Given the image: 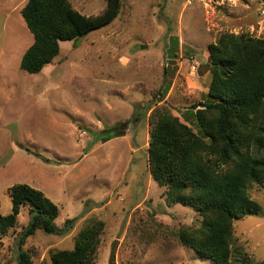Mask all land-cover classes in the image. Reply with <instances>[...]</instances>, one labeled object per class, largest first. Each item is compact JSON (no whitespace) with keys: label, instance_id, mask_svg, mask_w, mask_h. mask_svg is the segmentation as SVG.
I'll return each mask as SVG.
<instances>
[{"label":"rangeland","instance_id":"obj_1","mask_svg":"<svg viewBox=\"0 0 264 264\" xmlns=\"http://www.w3.org/2000/svg\"><path fill=\"white\" fill-rule=\"evenodd\" d=\"M69 1L86 16L107 7L106 0ZM27 2L0 0V213L12 212L10 188L27 184L58 206L60 229L77 219L66 235L38 231L27 240L34 264H52V254L73 249L76 236L97 223L104 226L93 264H214L179 241L178 232L200 227L202 217L170 204L168 189L154 181L151 118L166 107L202 135L189 113L208 101V46L226 33L264 41V0L212 9L187 0H123L116 20L61 43L60 54L34 75L20 68L34 43L22 17ZM108 134L116 137L101 143ZM249 192L261 212L234 222L239 264L244 255L264 261V185ZM29 213L23 207L0 237V264H17Z\"/></svg>","mask_w":264,"mask_h":264},{"label":"trees","instance_id":"obj_2","mask_svg":"<svg viewBox=\"0 0 264 264\" xmlns=\"http://www.w3.org/2000/svg\"><path fill=\"white\" fill-rule=\"evenodd\" d=\"M106 2L103 13L86 16L69 0H28L22 17L34 43L21 59V70L40 74L60 54L61 43L110 25L120 15L123 0ZM178 42L175 37L173 43L178 46ZM207 54L208 101L193 105L195 112L189 113L202 135L166 107L158 108L151 118L149 169L154 181L168 189L170 204L192 207L202 217L200 227L178 232L179 241L202 260L239 264L232 249L234 222L261 212L249 190L264 185V41L246 33H226L208 46ZM9 191L12 212L0 213V237L16 226L21 209L28 207L30 222L18 238L17 264H34L32 254L24 249L27 240L38 231L66 235L77 219L67 220L60 229L59 208L41 191L27 184ZM103 226L97 223L80 232L73 249L52 254V264H93ZM243 261L240 264H264L252 263L245 255Z\"/></svg>","mask_w":264,"mask_h":264},{"label":"built area","instance_id":"obj_3","mask_svg":"<svg viewBox=\"0 0 264 264\" xmlns=\"http://www.w3.org/2000/svg\"><path fill=\"white\" fill-rule=\"evenodd\" d=\"M227 0H187L188 3H201L204 4L205 7H210L212 9V7L224 4V2H226Z\"/></svg>","mask_w":264,"mask_h":264},{"label":"water","instance_id":"obj_4","mask_svg":"<svg viewBox=\"0 0 264 264\" xmlns=\"http://www.w3.org/2000/svg\"><path fill=\"white\" fill-rule=\"evenodd\" d=\"M115 244H117V243H115Z\"/></svg>","mask_w":264,"mask_h":264}]
</instances>
